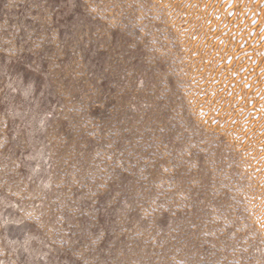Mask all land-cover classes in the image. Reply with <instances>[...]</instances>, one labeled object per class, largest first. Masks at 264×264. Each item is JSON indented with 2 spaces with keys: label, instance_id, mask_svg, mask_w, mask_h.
I'll return each mask as SVG.
<instances>
[{
  "label": "rangeland",
  "instance_id": "rangeland-1",
  "mask_svg": "<svg viewBox=\"0 0 264 264\" xmlns=\"http://www.w3.org/2000/svg\"><path fill=\"white\" fill-rule=\"evenodd\" d=\"M0 264H264V0H0Z\"/></svg>",
  "mask_w": 264,
  "mask_h": 264
}]
</instances>
